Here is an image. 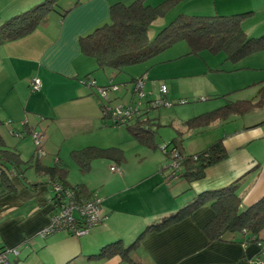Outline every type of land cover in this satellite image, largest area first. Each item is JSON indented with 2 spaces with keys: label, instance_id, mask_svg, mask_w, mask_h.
<instances>
[{
  "label": "crops",
  "instance_id": "0c3cea01",
  "mask_svg": "<svg viewBox=\"0 0 264 264\" xmlns=\"http://www.w3.org/2000/svg\"><path fill=\"white\" fill-rule=\"evenodd\" d=\"M40 1L11 0L6 14L0 12V24ZM61 1L59 11L50 12L29 35L0 46V132L6 147L18 150L23 160V151L28 149V144L20 146V140L30 135L25 130L36 131L35 124L63 125L67 128L65 135L70 136L76 126L81 125L86 129L91 126L90 121L103 119V114L99 115L100 102L97 103L94 97L96 91L83 79L91 74L96 84L103 86L106 84L105 78L95 71L107 69H97L95 60L81 52L79 39L110 21V6L113 3H130L133 0H79L78 4V0H67L62 4ZM162 1L146 2L156 5ZM257 5L264 6V0H183L168 14L228 15L253 10L254 18ZM162 19L164 23L167 18ZM250 19L244 22V29L245 23L252 25V22H248ZM240 68L236 66L231 70ZM146 69L148 67L141 69L139 76L131 78L147 74ZM35 78L41 82L40 90L31 88ZM148 81L147 76L146 86ZM14 90L16 98L11 96ZM22 118L26 121L25 126L14 129L23 131V136L17 137L10 133L13 129L6 122ZM235 120L220 125L224 128L235 123ZM41 134L44 135L41 142L44 149L48 137L46 133ZM223 136L228 157L208 167L204 178L192 182L179 180L176 182L178 186H168V190L151 202L132 198L130 194L123 196L121 189L110 197L117 190L111 188L113 191L104 194L105 200L101 198L106 217L104 222L80 237L66 231L40 237L39 232L51 223L50 212L53 209V194L46 183L47 177L35 169L37 179L29 180L25 172L31 162L22 166L25 169L23 176L11 168L10 179L14 190L9 189L0 177V246H17L21 249L18 257L13 256L11 264H129L119 255L105 260H94L88 256L115 240L130 243L148 224L175 212L193 201L198 194L239 179L237 192L242 206H249L264 194V124L259 121L243 124L233 131H224L218 138ZM42 159L41 163L46 166L59 162L69 169L61 158L54 163H45ZM60 182L69 187L76 185L69 180L70 185ZM77 184H84L97 193L86 183ZM134 187L125 186L123 189L131 191ZM213 215V208L207 204L191 217L163 231L147 234L139 248L131 254L133 264H252L256 257L264 261V230L258 243L245 242L242 234H229L227 238L230 240L208 243L203 225ZM23 251L24 259L21 256Z\"/></svg>",
  "mask_w": 264,
  "mask_h": 264
},
{
  "label": "trees",
  "instance_id": "16d2710c",
  "mask_svg": "<svg viewBox=\"0 0 264 264\" xmlns=\"http://www.w3.org/2000/svg\"><path fill=\"white\" fill-rule=\"evenodd\" d=\"M146 1L113 3L110 6V21L80 37L81 52L95 60L97 69L112 68L122 71L125 66L147 61L181 41L188 44L189 54L199 55L205 50L215 54L223 52L226 55L225 60L233 63L264 50V34L253 37L248 35L243 27L244 22L253 17L255 13L253 10L228 15L180 13L165 25L154 39H150L148 32L152 23L158 18L165 17L183 0H164L156 5L148 4ZM79 2L78 0L76 4ZM59 7L60 0H41L7 18L0 24V46L7 41L29 35L50 12L59 11ZM86 77H91V74ZM263 83L264 81L251 84L260 86L257 99L229 100L220 107L188 118L185 125L190 129H207L215 121L223 120L229 123L235 119L233 116H243L254 108L263 107ZM223 95L227 97L229 94ZM100 108L103 113L101 101ZM105 119L103 115V120ZM124 124L141 143L155 147L157 131L152 126L153 122L148 110L132 123ZM111 125L117 126L121 123ZM224 139V136L220 137L206 148L189 154L185 151L183 138L174 137L168 145H172L171 148L177 149L180 153L178 179H186L189 182L202 179L208 167L225 160L228 152ZM0 157L2 158L0 177L11 190H14V185L10 179V169H15L18 175L23 176L25 169H22V166L29 162L47 179L53 178L70 185L67 167L59 162L53 166H46L35 156L30 160H23L18 150L6 147L1 132ZM72 157L82 171H88L96 158L115 159L118 162L124 160L122 149L114 146L108 148L85 146L73 150ZM239 182L240 179L226 186L204 191L175 212L148 224L130 243L126 244L122 239L115 240L105 244L98 252L88 257L105 260L119 255L129 264H133L131 254L139 248L147 234L163 231L172 224L191 217L207 204H210L214 210L213 217L203 225L208 243L230 240L227 238L229 234H242L245 242L258 243L261 241L260 233L264 230V194L251 205L242 206L241 197L237 192ZM73 187L77 189L79 198L91 197L94 194L84 184H76ZM4 248L6 247L0 246V250Z\"/></svg>",
  "mask_w": 264,
  "mask_h": 264
},
{
  "label": "rangeland",
  "instance_id": "374dc122",
  "mask_svg": "<svg viewBox=\"0 0 264 264\" xmlns=\"http://www.w3.org/2000/svg\"><path fill=\"white\" fill-rule=\"evenodd\" d=\"M10 1L0 0L2 15L6 14ZM66 1L62 0L61 4ZM256 10L255 17L248 21L252 22V25L245 23V31L253 37L264 34V6L257 5ZM174 17L168 14L167 22L162 23L163 17L153 22L148 32L149 38L154 39ZM225 57L223 52L215 54L207 50L199 55L189 54L188 44L181 41L147 61L125 66L122 71L112 68L95 71L96 74L100 73L105 78L104 85L110 84L112 80L120 86L115 94H111L112 97L117 95L121 98L114 100L113 105L130 101L134 87L131 77L139 76V71L145 67H148L145 72L149 79L146 90L152 91L151 97L159 98L160 85L163 83L167 85L168 100L171 105L151 108L149 111L152 126L157 131L155 147L141 143L125 124L114 126L108 119L99 118L98 122L94 119L90 121L91 126L86 129L81 125L76 126L70 136L65 135L67 128L63 125L35 124L36 131L46 133L48 137L47 146L44 147L48 156L46 155L42 161L54 163L61 158L69 167L68 180L72 184L86 183L92 186L104 200V194L113 191L110 190L112 188L117 190L113 191L110 197L121 189L123 196L127 197L130 194L132 198L153 201L158 197L157 195L168 190V186H178L176 182L180 180H171L170 168L161 169L171 164L163 148L174 137H182L185 150L193 153L212 144L224 131L230 132L237 126L258 121L264 124L263 106L254 108L243 116H233L236 119L235 123L226 125L224 128L220 125L224 123L223 120L213 122L207 129H190L185 125L188 118L220 107L229 100L258 98L259 86L251 84L264 80V50L248 55L236 63L226 61ZM236 66L241 68L231 70ZM249 84L251 86H247ZM223 94L229 95L225 97ZM11 96L16 98V90ZM94 97L97 103L101 101L96 92ZM102 114L99 109V115L102 116ZM23 121L24 118L14 119L10 123V128H21ZM22 144H28V149L23 151V157L26 161L30 160L31 155L35 156L36 150L32 135L22 137L19 145ZM89 145L103 148L119 147L123 151L124 160L118 162L115 159L96 158L88 171H82L73 159L72 151ZM171 147L172 145H169L168 148ZM31 165H28L25 173L29 180L35 181L37 174ZM112 166L119 167L120 171H113ZM125 186L135 187L127 192L123 189ZM62 231L65 232L64 230L60 232ZM15 247L17 246L7 248L10 250ZM23 255H25L24 251L21 255L22 259H24ZM9 256L11 260H14L11 253Z\"/></svg>",
  "mask_w": 264,
  "mask_h": 264
},
{
  "label": "built area",
  "instance_id": "2783aa9c",
  "mask_svg": "<svg viewBox=\"0 0 264 264\" xmlns=\"http://www.w3.org/2000/svg\"><path fill=\"white\" fill-rule=\"evenodd\" d=\"M83 81L95 89L103 104V115L113 124L132 123L145 111L148 110L149 112L151 108L171 105V102L168 100V87L164 83L161 84L159 88L160 97H151L153 94L152 91L146 90V74L138 77L132 82L134 87L132 89L130 101L116 105H113L112 102L121 98L117 95L112 97L111 94H115L120 89L119 85L111 81L108 85L100 86L97 85L95 80L91 77H86ZM31 88L33 90H40L41 82L38 78L32 81ZM9 121L10 122L7 121L6 123L10 124L12 122V120ZM25 124L26 121H23L22 126H25ZM10 133L17 137L23 136V131L15 129L11 130ZM30 134L36 146L35 156L41 160L46 156L45 150L41 145L44 135L35 130H30ZM168 147L169 145L166 144L163 150L167 154L171 164L162 168H170L171 171L169 176L171 180H177L178 172L180 171L178 162L180 153L177 149H169ZM1 162L2 158L0 157V165ZM111 169L113 171H120V168L117 166H112ZM46 183L53 194L51 198L53 209L50 212L51 223L49 227L39 232L41 237H47L61 230L80 237L88 234L92 228L104 222L106 217L102 210V199L97 193H94L91 197L79 198L76 188L65 186L59 180L49 178ZM20 252L21 249L19 247L10 250L6 247L0 250V264H11V256H9V253L14 257H18ZM252 264H264V261L261 260L260 257H256L252 260Z\"/></svg>",
  "mask_w": 264,
  "mask_h": 264
},
{
  "label": "bare ground",
  "instance_id": "6f19581e",
  "mask_svg": "<svg viewBox=\"0 0 264 264\" xmlns=\"http://www.w3.org/2000/svg\"><path fill=\"white\" fill-rule=\"evenodd\" d=\"M199 184V183H198ZM204 185H206L205 181H204Z\"/></svg>",
  "mask_w": 264,
  "mask_h": 264
}]
</instances>
